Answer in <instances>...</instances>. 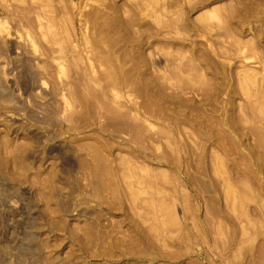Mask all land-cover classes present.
Here are the masks:
<instances>
[{
	"label": "rangeland",
	"instance_id": "rangeland-1",
	"mask_svg": "<svg viewBox=\"0 0 264 264\" xmlns=\"http://www.w3.org/2000/svg\"><path fill=\"white\" fill-rule=\"evenodd\" d=\"M0 264H264V0H0Z\"/></svg>",
	"mask_w": 264,
	"mask_h": 264
}]
</instances>
